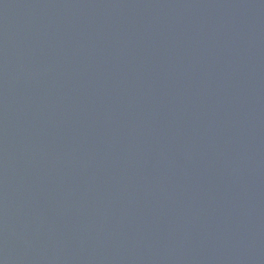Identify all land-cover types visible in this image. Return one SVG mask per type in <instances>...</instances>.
I'll list each match as a JSON object with an SVG mask.
<instances>
[{
	"label": "water",
	"instance_id": "obj_1",
	"mask_svg": "<svg viewBox=\"0 0 264 264\" xmlns=\"http://www.w3.org/2000/svg\"><path fill=\"white\" fill-rule=\"evenodd\" d=\"M0 264H264V0H0Z\"/></svg>",
	"mask_w": 264,
	"mask_h": 264
}]
</instances>
